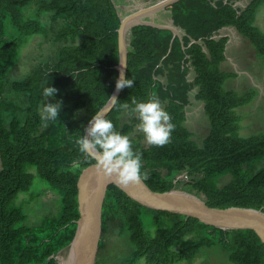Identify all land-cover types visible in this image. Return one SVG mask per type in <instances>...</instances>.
Instances as JSON below:
<instances>
[{
    "label": "trees",
    "instance_id": "trees-1",
    "mask_svg": "<svg viewBox=\"0 0 264 264\" xmlns=\"http://www.w3.org/2000/svg\"><path fill=\"white\" fill-rule=\"evenodd\" d=\"M236 1L179 0L169 5L175 23L187 32L186 48L169 29L134 26L127 71L134 85L122 89L106 118L142 153L147 173L143 181L154 191L177 188L181 181L176 179L185 173V187L204 195L211 207L264 209V132L241 136L240 111L256 91L239 93L227 86L235 79L233 72L221 68L227 38H212L220 28L235 26L264 57V33L255 25L264 0H251L244 9ZM45 17L63 20L56 39L65 42L57 49V59L11 80L8 73L19 62L22 47L31 36L47 34ZM120 20L114 0H0V264H58L54 255L74 238L79 179L95 164L79 152L76 141L115 87ZM190 38H203V44L189 45ZM190 65L193 81L187 79ZM50 84L58 91L45 99L43 88ZM195 87L209 121L201 143L185 125ZM7 89L27 96L23 115L9 120ZM152 97L167 101L165 111L175 125L163 146L144 145L132 135L138 116L122 120L124 112L134 114L133 98ZM51 98L62 101L55 121L42 118L43 103ZM227 175L230 179L220 185ZM36 176L60 195L61 205L54 216L30 226L15 200L32 189ZM112 233L125 245L126 264L193 263L201 257L209 264L211 248L223 250L232 264H264V243L253 229L224 230L193 216L149 208L115 184L103 205L99 252L111 242Z\"/></svg>",
    "mask_w": 264,
    "mask_h": 264
},
{
    "label": "water",
    "instance_id": "water-1",
    "mask_svg": "<svg viewBox=\"0 0 264 264\" xmlns=\"http://www.w3.org/2000/svg\"><path fill=\"white\" fill-rule=\"evenodd\" d=\"M179 0H147L137 6V9L122 16L120 13V26L118 27V56L115 68L118 77L121 72L127 78L128 57L132 40V28L136 25H151L158 28L170 29L174 37H179L183 47L186 48L182 29L174 23V18L169 23L160 24L155 14ZM150 3V4H147ZM117 6V4H116ZM145 17L150 19H145ZM154 18V19H153ZM212 38H215L214 35ZM203 38L192 39L193 43H202ZM116 85V84H115ZM122 89L117 91L114 87L108 101L101 107L105 116L114 108ZM115 96L116 99H113ZM88 126V125H87ZM86 134V133H85ZM111 184L122 189L130 198L149 208L164 210L174 213L193 216L205 224L224 230L253 229L264 243V209L252 207L230 206L226 208L211 207L203 195L194 192L173 188L169 191L159 192L151 189L143 180L139 183L120 185L115 177H105L97 170L95 164L84 169L79 179V211L80 217L76 220L77 228L73 240L67 246V256H59V251L54 255L58 264H94L99 241L102 237L103 205L107 190ZM65 247V248H67ZM64 248V249H65Z\"/></svg>",
    "mask_w": 264,
    "mask_h": 264
},
{
    "label": "rangeland",
    "instance_id": "rangeland-1",
    "mask_svg": "<svg viewBox=\"0 0 264 264\" xmlns=\"http://www.w3.org/2000/svg\"><path fill=\"white\" fill-rule=\"evenodd\" d=\"M118 1L119 0H114ZM122 1L124 2L122 4ZM127 2L121 0V5H123L124 12L132 10L135 7L129 6L125 8ZM47 25V34H36L31 36L26 45H24L20 51L19 62L15 63L11 71L8 73V77L11 80L23 79L30 73L34 72L40 67H44L47 63H54L57 59L56 52L57 49L64 44L65 41H58L56 35L61 28L63 20L53 21L47 17L44 18ZM255 25H257L260 30L264 33V2L260 4L255 15ZM251 45V43L249 42ZM251 53L247 55V60H250V64L256 67L260 72L255 73L257 83L264 86V57L259 55L258 51L254 48L253 44L249 46ZM232 68V67H231ZM239 70V68H238ZM237 73V74H236ZM235 76L237 78H230L227 81V86L230 88H236L235 90L239 93H244L245 88L244 82L250 83L249 78L241 79L240 73L235 71ZM240 77V78H239ZM164 82H167L166 76L161 77ZM195 78V72L193 67L190 65V69L187 74V79L193 81ZM248 86V85H247ZM238 89V90H237ZM241 92H240V91ZM198 88L195 87L190 91V101L191 103L187 106V119L185 125L194 132V139L202 142L203 138L207 135L209 131V121L207 119L204 101L197 99L196 93ZM26 95L20 94L14 91H9L8 89L4 92V98L9 103L6 109L7 119L9 120L14 115H23V110L26 106ZM55 99L51 98L48 103H56ZM161 106L165 110V105L167 101L161 100ZM242 114L241 121V136L246 137L252 134H257L264 132V99L259 101L256 99L255 102L252 100L247 107L240 111ZM136 113L130 114L129 112H124L122 115L123 122L132 120ZM139 122L134 126L132 135L137 137L144 145H149L144 137L142 131L137 127ZM179 177V176H178ZM179 185L177 188L181 190H188L185 187V182L188 180L185 174H182ZM230 179L227 175L219 180V184L222 185ZM185 187V188H184ZM189 191V190H188ZM204 196V195H203ZM205 197V196H204ZM15 204L19 206L27 217V222L30 226L40 224L44 219L54 216L59 209L60 195L52 190L47 184L40 179L38 176L35 177L32 189L28 192L20 193L15 200ZM118 236L111 234L109 240L111 241L101 252L97 250V255L94 264H126L127 250L124 247V243L121 240H116ZM68 247L63 249L59 253V256H67ZM99 252V253H98ZM209 264H232L227 257V254L220 248H211L208 253ZM204 257H201L194 261L193 263L178 262L175 264H204ZM137 264H145L144 260H140Z\"/></svg>",
    "mask_w": 264,
    "mask_h": 264
},
{
    "label": "clouds",
    "instance_id": "clouds-1",
    "mask_svg": "<svg viewBox=\"0 0 264 264\" xmlns=\"http://www.w3.org/2000/svg\"><path fill=\"white\" fill-rule=\"evenodd\" d=\"M133 85L134 79L124 78V74L121 72L115 87L119 91L125 87L132 88ZM57 91L50 84L43 88L42 96L45 99L54 98ZM112 98L116 99L115 96ZM132 104L134 105L132 111L137 114L139 119L137 127L143 132L147 142L154 146H163L168 143L175 125L171 122L170 114L164 110L160 101L154 97L146 101L133 98ZM61 110L62 101L43 103L44 115L42 118L55 121ZM85 133L81 134L76 141L78 150L95 159V167L105 177H115L116 181L123 186L139 183L147 178V173L143 170L142 153L133 148L129 136L118 131L113 121L106 118L103 110L95 112L85 128ZM181 175L176 181L180 180Z\"/></svg>",
    "mask_w": 264,
    "mask_h": 264
},
{
    "label": "crops",
    "instance_id": "crops-1",
    "mask_svg": "<svg viewBox=\"0 0 264 264\" xmlns=\"http://www.w3.org/2000/svg\"><path fill=\"white\" fill-rule=\"evenodd\" d=\"M124 1L127 2L126 4H124L125 8L126 6L129 7L131 5L134 6L135 8L132 10H128L127 12H124L123 5H121V0H119V2L115 1V3L117 4L118 11L122 16H125L127 13L137 9L138 5L146 3L147 0H124ZM225 1L227 2V0ZM250 2L251 0H238L236 1L235 5L244 9L247 7V5ZM123 3L124 2L122 1V4ZM147 4H150V3H147ZM154 17H156V19L153 18L154 21L160 24L169 23L170 19L173 18L172 10L168 8L166 10L162 9L161 11H158ZM145 19H150V18L145 17ZM174 23H175V20H174ZM176 25H178L182 29L181 34L183 35V31L186 32L185 28H183L179 24H176ZM163 29H166V28H163ZM185 34L187 35V32ZM186 35H183V38ZM173 37H174V33H173ZM214 37L216 39H220L222 37L227 38V42L225 45V59L221 63V68L227 72H233L234 76L237 74V73L235 74V71L239 72L241 79H244V77L246 79L249 78L250 83L243 81L245 84L244 87H246L244 91H247L249 89H254L256 91L254 102L256 99H259V101H262L264 99V86L262 87V85H259L257 83V79L255 76V73H258L260 71L256 67L250 64L249 62L250 60H247V55L251 53L249 49V46L252 45L250 39L244 36L243 34H241L239 30L237 29V27L232 26V25L224 26L220 28L219 30L215 32ZM192 39L194 38H190V42L192 41ZM249 42L251 43V45L249 44ZM235 78H237V76H235Z\"/></svg>",
    "mask_w": 264,
    "mask_h": 264
}]
</instances>
